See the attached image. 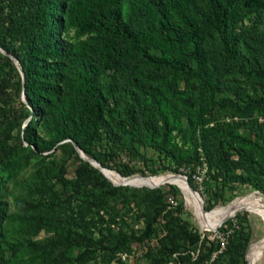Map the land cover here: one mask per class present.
<instances>
[{
	"label": "trees",
	"instance_id": "16d2710c",
	"mask_svg": "<svg viewBox=\"0 0 264 264\" xmlns=\"http://www.w3.org/2000/svg\"><path fill=\"white\" fill-rule=\"evenodd\" d=\"M0 47L24 72L0 52V264H127L153 238L142 264H246V213L212 258L182 200L112 184L71 140L122 176L155 156L199 190L205 167L206 211L264 194V0H0Z\"/></svg>",
	"mask_w": 264,
	"mask_h": 264
},
{
	"label": "rangeland",
	"instance_id": "374dc122",
	"mask_svg": "<svg viewBox=\"0 0 264 264\" xmlns=\"http://www.w3.org/2000/svg\"><path fill=\"white\" fill-rule=\"evenodd\" d=\"M27 121V120H26ZM25 121V122H26ZM24 122V123H25ZM152 154V151L149 150L148 152V155H151ZM125 162H129V163H132L133 165L137 166L139 169H142L144 170V172L147 173V175L145 174H141V173H135L129 177H137V178H141V179H151V178H155V177H158V176H168V175H180V176H183L182 174L183 173H174V172H171V171H168V170H164L162 168H160L156 174H153V175H150L148 173V169L150 167H153V168H156L158 166H162L160 161L154 156V159L152 161H150L148 163V166L146 164H144L142 162L141 159H138V158H129L127 154H124L123 157H122V161ZM77 162H74V163H70L69 164V171H68V176H73L75 171H77V166H76ZM98 166V165H97ZM104 170L106 171H112L114 172L115 174H118L119 176H121L116 170L114 169H109L107 167H105V169H102L103 173H104ZM184 171H187L186 169H183ZM204 173L205 171L202 170V169H198V174H196V176H201L202 179L199 180L197 178H194V182L196 184L199 185V190H197V192H194L192 191V189L190 188L189 184L187 183V186L189 187V189L196 193L199 200H200V205H201V209L204 211V212H209L210 210H212L213 208L215 207H218V206H223V205H226L227 203L233 201L234 199L236 198H239V197H245V196H248V195H255V196H258L262 201H264V194L261 193L260 191L258 190H255V189H252L251 187L249 186H243V187H240L237 192L234 193V195H232L231 199L229 201H224L226 199V197L228 196V193H224L223 197H225L224 199L220 200L217 204H215V206L206 211L205 208H204V205L206 203V200L208 199V195L206 194V190H204V187L205 185L203 184V179H204ZM105 174V173H104ZM186 175V174H184ZM106 176V175H105ZM187 176V175H186ZM195 176V177H196ZM107 177V176H106ZM184 177V176H183ZM108 178V177H107ZM185 178V177H184ZM186 180V179H185ZM188 180V179H187ZM113 182V181H112ZM117 184V183H116ZM129 186H133V187H152V186H157V187H161L164 191H166V194H165V198H166V202L168 203V198L170 196H173V200L176 202V204H174V206H176L180 200H182L183 202V207H184V214L183 216L188 218L190 220L191 223H193L198 229L200 232H202L203 234H207L209 237L210 236H213L217 233V231L221 229V227H223L224 223L228 220V219H231V218H234L237 214H243V213H246V216L250 222V227H251V238H250V242H249V248L250 246L258 243L261 238H262V235H263V222L260 220V218H257V217H254L252 216L250 213H248L246 210H240V211H237L236 213H234L232 216L228 217L227 219H225L224 221H222L217 227L215 228H212V229H203L200 227V224L198 223L195 215L193 214L192 210L190 209V207L187 205L186 203V200L184 198V195H183V192L182 190L175 184H172V183H169V182H164V183H161V184H157V185H142V184H128ZM169 185H175L176 187L179 188V193H173L171 191V188H169ZM196 190V189H195ZM173 206V207H174ZM172 208V207H170ZM135 228H137V226H135ZM225 231V230H224ZM154 240V241H153ZM155 240L157 241V238H153L151 239L150 241L149 240H144V242L142 244L140 243H137V244H133V246L136 248V255L129 258V259H126L125 261L127 262V264H142L144 261H145V257H144V252L146 251V249L149 247V246H153L156 244ZM90 245H93V244H90ZM248 248V250H249ZM248 252V251H247ZM247 252H246V255H247ZM246 260V264L247 263V258H245ZM109 264H116L114 262H111ZM264 264V263H263Z\"/></svg>",
	"mask_w": 264,
	"mask_h": 264
},
{
	"label": "bare ground",
	"instance_id": "6f19581e",
	"mask_svg": "<svg viewBox=\"0 0 264 264\" xmlns=\"http://www.w3.org/2000/svg\"><path fill=\"white\" fill-rule=\"evenodd\" d=\"M95 165H97L95 163ZM105 169V168H103ZM105 175L114 183L117 184H142V185H157L164 182H169L177 185L183 192L187 205L195 215L200 227L203 229H212L217 227L222 221L232 216L240 210H246L252 216L260 218L264 227V201L258 196L248 195L239 197L223 206H218L204 212L201 209L200 200L196 193L192 192L187 186L186 180L180 175L158 176L151 179H141L137 177L123 178L112 171L104 170ZM248 264H263L264 263V228L261 240L250 246L247 255Z\"/></svg>",
	"mask_w": 264,
	"mask_h": 264
},
{
	"label": "water",
	"instance_id": "95a60500",
	"mask_svg": "<svg viewBox=\"0 0 264 264\" xmlns=\"http://www.w3.org/2000/svg\"><path fill=\"white\" fill-rule=\"evenodd\" d=\"M0 52H2L3 54L7 55V56L13 61V63L15 64V66L17 67L18 71H19L20 74H21L22 82H24V72H23V69H22V67H21V65H20V63H19V61H18V59H17L15 56H13L12 54L8 53L5 49H3V48H1V47H0ZM21 99H22L24 102H27L24 91H22ZM30 118H31V117H29V118L27 119V121H28ZM27 121H26V122H27ZM26 122H25V123H26ZM25 123H24V125H25ZM70 140H71V139H70ZM71 141H72V143L74 144V146H75V148H76V150H77L79 156H80L83 160L88 161L91 165H93L94 167H96V168H97V169H98V170H99V171L105 176V174H104L103 171H102V169L105 168V167H104L99 161H97L96 159L87 156V155L81 150V148L77 145V143H76L75 141H73V140H71ZM95 163H96L98 166L95 165ZM119 174H120V173H119ZM120 175H121V174H120ZM182 175L185 177V179H186V181H187V183H188L187 176L184 175V174H182ZM130 176H131V175H130ZM105 177H106V176H105ZM121 177H123V178H127V177H129V176H122V175H121ZM106 179L109 180L112 184H114V185H116V186H119V185H128V184H124V183L116 184V183L112 182L109 178L106 177ZM188 184H189V183H188ZM189 186H190V188H191L193 191L197 192V190H195L190 184H189ZM154 187H157V186H152V187L149 186V188H154ZM197 193H198V192H197ZM248 248H249V245H248V247H247L246 252L248 251ZM245 258H246V254H245Z\"/></svg>",
	"mask_w": 264,
	"mask_h": 264
},
{
	"label": "built area",
	"instance_id": "2783aa9c",
	"mask_svg": "<svg viewBox=\"0 0 264 264\" xmlns=\"http://www.w3.org/2000/svg\"><path fill=\"white\" fill-rule=\"evenodd\" d=\"M198 169H200V168H198ZM201 169L206 171L205 167H203ZM194 176H196V174ZM195 178H197L199 180L202 179V177L198 176V175ZM174 204H176V202L173 200V196H170L168 198V208L173 207ZM228 236H229V231L228 230L224 231V230H220V229L217 231V233L215 235L210 236V237L207 236L210 240L215 241L219 245L218 250L213 253L212 258H214L218 253H221L225 249V247L227 245V242H228ZM155 242H156V244L158 243V241H156V240H155ZM136 253H137L136 250H133V252L131 254H129V255L126 254V253H120V256H121V258L123 260H125L127 258L129 259V258L135 256Z\"/></svg>",
	"mask_w": 264,
	"mask_h": 264
}]
</instances>
